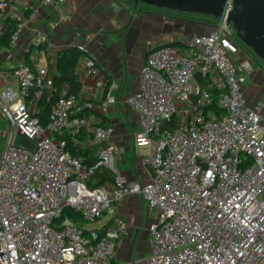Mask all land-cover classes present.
Returning a JSON list of instances; mask_svg holds the SVG:
<instances>
[{"label":"built area","instance_id":"obj_1","mask_svg":"<svg viewBox=\"0 0 264 264\" xmlns=\"http://www.w3.org/2000/svg\"><path fill=\"white\" fill-rule=\"evenodd\" d=\"M232 7L227 0L210 32L148 53L139 89L127 99L140 113L135 144L146 165L145 182L121 172L116 144L102 146L112 126L93 130L90 143L100 146L94 162L67 150L62 135L81 134L86 119L80 113L90 104L65 92L42 124L37 106L49 71L27 63L15 68L18 87L0 90V114L10 123L0 156V264H109L127 222L117 217L99 227L83 223L114 214L132 194L159 212L149 228V264H264V100L247 101L243 84L253 63L236 58L246 54L228 23ZM8 19L17 21L15 45L30 16L0 0V22ZM88 40L78 44V63L94 68ZM33 43L51 47L44 33ZM118 87L117 81L110 84L103 110L116 101ZM102 168L112 178L90 186ZM67 206L80 213L79 221L62 218Z\"/></svg>","mask_w":264,"mask_h":264},{"label":"crops","instance_id":"obj_2","mask_svg":"<svg viewBox=\"0 0 264 264\" xmlns=\"http://www.w3.org/2000/svg\"><path fill=\"white\" fill-rule=\"evenodd\" d=\"M8 1L30 16V19L16 44L9 50H2L7 52V57L0 63V71L14 70L26 63L27 57L35 62L34 66L40 67L39 61L43 62L46 58L47 66L44 68L49 71L47 93H50L53 83L51 75L59 71L60 51L69 46L77 48L78 44L85 42V37H89L86 42L87 58L94 59L96 66L88 68L85 63L77 64L81 88L80 91L73 92L80 94L81 105L86 102L90 104L83 107L86 112L84 115L80 113V116L86 119L83 129L91 134L86 136L84 131V138L75 139V145L85 152L84 155L89 154V158H97L100 146L92 145L89 139L95 127L105 121L113 127V131L102 146L116 144L120 148L117 162L121 172L129 179L147 181L144 158L138 154L135 144V133L140 129V113L127 99L139 89L141 72L150 50L163 43L174 41L182 44L190 41L197 34V22L157 11L135 13L130 19L126 4L119 0ZM62 17L68 18L61 21ZM6 21L0 22V28L6 27ZM184 27L193 31L190 40L186 38ZM37 33L48 36L50 49L44 44L37 46L33 43ZM34 49L38 50L36 56H33ZM237 57L245 58V55L241 53ZM113 81L119 83L114 93L116 101L107 110H103L102 100ZM18 85L15 75H0V90L7 86L17 88ZM65 92H71L68 85H64L63 93ZM258 100L264 98L249 96L251 105ZM38 108L37 106V112ZM0 121H5L1 114ZM17 140L20 143H30L22 136H18ZM80 157L85 159L84 156ZM117 217L127 222L128 230L115 258L109 264H149L148 256L153 249L149 228L157 221L158 210L151 208L141 195L132 194L117 203L114 214H106L99 222L83 225L88 228L99 227L112 223Z\"/></svg>","mask_w":264,"mask_h":264},{"label":"trees","instance_id":"obj_3","mask_svg":"<svg viewBox=\"0 0 264 264\" xmlns=\"http://www.w3.org/2000/svg\"><path fill=\"white\" fill-rule=\"evenodd\" d=\"M136 12H134L135 14ZM133 18V14L130 13V19ZM17 27V21L13 19H8L6 21V27L4 33L0 36V50H9L12 48V43H11V36L14 32V30ZM174 44H177V42H174ZM78 48V47H77ZM76 47H66L62 49L59 53L60 55V66H59V71L58 73H54L51 75L52 78V91L50 93H47L48 88L46 89V92L44 96L40 99L39 104H38V112L37 116L40 118V121L42 124H45L51 114L52 108L55 105V102L57 99L60 97V95L63 94V89L64 85H68L69 90L71 92L75 91L78 92L80 91L81 84L79 81V73L77 71V64L79 62L80 54L81 51L79 48L77 49ZM65 56V57H64ZM62 59V60H61ZM26 63L34 66L35 62L31 60L29 57L26 58ZM49 77V76H48ZM47 77V81L49 78ZM215 109V108H214ZM86 110H83L81 112L82 115H84ZM102 125L104 126H111L106 124L105 121L102 122ZM85 129H83L82 133L77 135V136H72L71 134L68 133V131H65V133L62 135L63 138L66 139L67 141V146L66 149L69 150L73 155L77 156H84L85 160L88 163L94 162L97 158L95 157H88L89 154H85L84 151L81 150V148L77 147L75 145V139H82L86 135H90V131H85V135H83V132ZM90 159V160H89ZM113 176L112 172L107 169V168H102L98 170L94 176L89 180V185L90 186H99L101 184H104L107 180L111 179ZM64 217H69L74 221H79L80 220V213L75 210L74 208H71L67 206L64 209V212L62 214V218Z\"/></svg>","mask_w":264,"mask_h":264},{"label":"water","instance_id":"obj_4","mask_svg":"<svg viewBox=\"0 0 264 264\" xmlns=\"http://www.w3.org/2000/svg\"><path fill=\"white\" fill-rule=\"evenodd\" d=\"M131 1H133L135 5L141 3L181 12L207 14L218 20L222 17L227 0ZM232 1L233 7L228 15V23L234 26L239 39L251 48L257 56L264 60V0ZM163 44H174V41Z\"/></svg>","mask_w":264,"mask_h":264},{"label":"rangeland","instance_id":"obj_5","mask_svg":"<svg viewBox=\"0 0 264 264\" xmlns=\"http://www.w3.org/2000/svg\"><path fill=\"white\" fill-rule=\"evenodd\" d=\"M119 1L126 4L128 13H133L134 11L137 14H141L143 12L157 11V12H165L167 14H171L174 16L176 15L182 16L185 19L195 21L197 22L195 24L197 33H200V32L204 33L206 31L209 32L212 30L213 26L216 24V19L213 16L207 15V14L181 12V11H176V10H171V9H166V8H159V7H155L152 5H146V4H141V3H139L138 5H135V3L131 0H119ZM192 32H193L192 29L191 30L185 29V34H186L187 39L190 38V36L192 35ZM239 44L246 54L245 57L250 58L253 63V70L251 74L248 75L247 82L243 84L245 86L244 91L246 93L247 101H249V96L256 97V98L259 97L263 99L264 98L263 97L264 96V60L260 58L259 56H257L254 53V51L251 48H249L247 45H245L241 40ZM241 53H243V51H240L237 54V56L240 55ZM36 55H38V50L34 49L33 56H36ZM5 56L7 57V52L0 50V63L2 61L4 62L6 58ZM236 58L238 60V57ZM39 65H40V68L47 66L46 58L43 60V62L39 61ZM0 75L14 77L15 70H1ZM9 131H10L9 121H7L6 119L4 122L0 121V156H1L2 149L5 144Z\"/></svg>","mask_w":264,"mask_h":264}]
</instances>
